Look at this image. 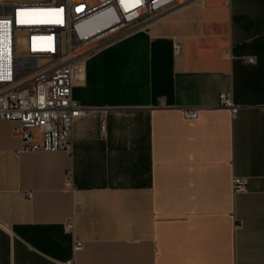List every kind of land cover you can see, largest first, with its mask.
Masks as SVG:
<instances>
[{
  "label": "crops",
  "instance_id": "1",
  "mask_svg": "<svg viewBox=\"0 0 264 264\" xmlns=\"http://www.w3.org/2000/svg\"><path fill=\"white\" fill-rule=\"evenodd\" d=\"M141 20L86 57L70 151L20 150L0 118V264H264V0Z\"/></svg>",
  "mask_w": 264,
  "mask_h": 264
},
{
  "label": "built area",
  "instance_id": "2",
  "mask_svg": "<svg viewBox=\"0 0 264 264\" xmlns=\"http://www.w3.org/2000/svg\"><path fill=\"white\" fill-rule=\"evenodd\" d=\"M0 0V118L16 123L20 150L72 149L73 122L85 113L71 96L84 72L86 57L102 37L142 27L144 16L156 15L185 0ZM178 44H174V51ZM246 62H255L247 55ZM217 105L231 115L239 105L228 92H219ZM198 106L181 109L195 117ZM104 126V125H103ZM247 177L234 175V193L244 192ZM64 188H72L69 175ZM73 234L74 223H64ZM82 241L74 240L79 250Z\"/></svg>",
  "mask_w": 264,
  "mask_h": 264
},
{
  "label": "bare ground",
  "instance_id": "3",
  "mask_svg": "<svg viewBox=\"0 0 264 264\" xmlns=\"http://www.w3.org/2000/svg\"><path fill=\"white\" fill-rule=\"evenodd\" d=\"M128 3H132L131 0Z\"/></svg>",
  "mask_w": 264,
  "mask_h": 264
}]
</instances>
